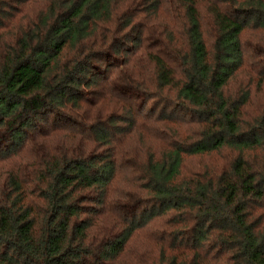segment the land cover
Wrapping results in <instances>:
<instances>
[{"label": "trees", "instance_id": "obj_1", "mask_svg": "<svg viewBox=\"0 0 264 264\" xmlns=\"http://www.w3.org/2000/svg\"><path fill=\"white\" fill-rule=\"evenodd\" d=\"M247 31L264 0H0V264H264Z\"/></svg>", "mask_w": 264, "mask_h": 264}, {"label": "rangeland", "instance_id": "obj_2", "mask_svg": "<svg viewBox=\"0 0 264 264\" xmlns=\"http://www.w3.org/2000/svg\"><path fill=\"white\" fill-rule=\"evenodd\" d=\"M244 37H245L244 38L245 42L251 43L252 45L259 42L258 44H263V46H260L261 47L260 49L261 50L264 49V32L260 31L259 33H257L253 31H247ZM238 80L241 81V77L238 78ZM233 89L235 90L237 88L234 87ZM203 164L213 165L215 164V161L205 157V158L191 159L188 162V166L192 169L194 168V170H197L198 168H200L199 166H202Z\"/></svg>", "mask_w": 264, "mask_h": 264}]
</instances>
